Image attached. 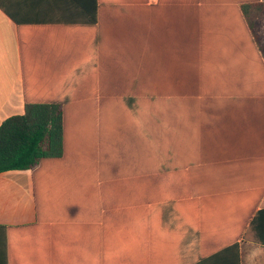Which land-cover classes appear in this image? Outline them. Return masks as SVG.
I'll return each instance as SVG.
<instances>
[{
    "label": "crops",
    "instance_id": "crops-1",
    "mask_svg": "<svg viewBox=\"0 0 264 264\" xmlns=\"http://www.w3.org/2000/svg\"><path fill=\"white\" fill-rule=\"evenodd\" d=\"M249 4L0 0V127L63 113L61 157L0 173V264H264Z\"/></svg>",
    "mask_w": 264,
    "mask_h": 264
},
{
    "label": "trees",
    "instance_id": "trees-1",
    "mask_svg": "<svg viewBox=\"0 0 264 264\" xmlns=\"http://www.w3.org/2000/svg\"><path fill=\"white\" fill-rule=\"evenodd\" d=\"M256 6L264 11V0H250V4L243 7L245 14L249 13L248 10L251 12L249 19L253 29L252 10ZM253 34L257 39L256 30ZM62 118L59 107L27 100L25 114L7 119L0 127V173L35 171L45 160L61 157L62 154L57 152L62 147ZM263 214L255 217L247 233V239L261 244H264V235L260 234L257 227Z\"/></svg>",
    "mask_w": 264,
    "mask_h": 264
},
{
    "label": "rangeland",
    "instance_id": "rangeland-1",
    "mask_svg": "<svg viewBox=\"0 0 264 264\" xmlns=\"http://www.w3.org/2000/svg\"><path fill=\"white\" fill-rule=\"evenodd\" d=\"M263 12L264 11L257 6L252 10L253 24L255 29L259 31V36L264 33V29H262L264 28V15L262 14Z\"/></svg>",
    "mask_w": 264,
    "mask_h": 264
}]
</instances>
